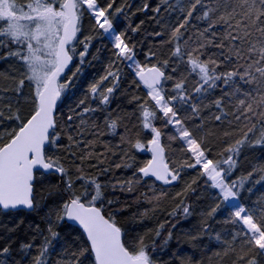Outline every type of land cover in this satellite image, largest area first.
<instances>
[{"label": "snow or ice", "instance_id": "1", "mask_svg": "<svg viewBox=\"0 0 264 264\" xmlns=\"http://www.w3.org/2000/svg\"><path fill=\"white\" fill-rule=\"evenodd\" d=\"M0 264H264V0H0Z\"/></svg>", "mask_w": 264, "mask_h": 264}, {"label": "trees", "instance_id": "2", "mask_svg": "<svg viewBox=\"0 0 264 264\" xmlns=\"http://www.w3.org/2000/svg\"><path fill=\"white\" fill-rule=\"evenodd\" d=\"M134 2L138 3L139 0H134ZM142 18H144L143 14H139L137 17L134 18V20H135L136 23H139V20L142 19ZM181 225L184 226L183 230H187L188 228H190L192 226V222L185 221V220L181 219L180 224L177 225V227L179 228ZM173 231L175 232L176 229H173ZM171 246L174 249L179 248V249L187 250V252H189V253L192 251V249L189 247V245L183 242L182 238L179 239V240H177V239L172 240L171 241Z\"/></svg>", "mask_w": 264, "mask_h": 264}]
</instances>
